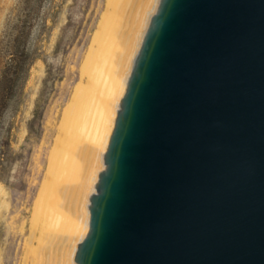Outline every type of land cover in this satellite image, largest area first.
<instances>
[{
	"label": "water",
	"instance_id": "water-1",
	"mask_svg": "<svg viewBox=\"0 0 264 264\" xmlns=\"http://www.w3.org/2000/svg\"><path fill=\"white\" fill-rule=\"evenodd\" d=\"M75 264H264V0H159Z\"/></svg>",
	"mask_w": 264,
	"mask_h": 264
},
{
	"label": "rangeland",
	"instance_id": "rangeland-1",
	"mask_svg": "<svg viewBox=\"0 0 264 264\" xmlns=\"http://www.w3.org/2000/svg\"><path fill=\"white\" fill-rule=\"evenodd\" d=\"M104 4L0 0V264H21L47 151Z\"/></svg>",
	"mask_w": 264,
	"mask_h": 264
},
{
	"label": "bare ground",
	"instance_id": "bare-ground-1",
	"mask_svg": "<svg viewBox=\"0 0 264 264\" xmlns=\"http://www.w3.org/2000/svg\"><path fill=\"white\" fill-rule=\"evenodd\" d=\"M158 2L105 0L47 151L21 264H75L77 244L88 229L89 196L104 167L120 99ZM5 197H0V208L7 210Z\"/></svg>",
	"mask_w": 264,
	"mask_h": 264
}]
</instances>
